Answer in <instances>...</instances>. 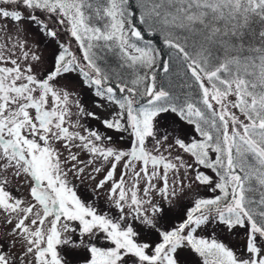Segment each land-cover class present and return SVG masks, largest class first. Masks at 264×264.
I'll use <instances>...</instances> for the list:
<instances>
[{
    "label": "snow or ice",
    "instance_id": "obj_1",
    "mask_svg": "<svg viewBox=\"0 0 264 264\" xmlns=\"http://www.w3.org/2000/svg\"><path fill=\"white\" fill-rule=\"evenodd\" d=\"M0 264H264V0H0Z\"/></svg>",
    "mask_w": 264,
    "mask_h": 264
},
{
    "label": "trees",
    "instance_id": "obj_2",
    "mask_svg": "<svg viewBox=\"0 0 264 264\" xmlns=\"http://www.w3.org/2000/svg\"><path fill=\"white\" fill-rule=\"evenodd\" d=\"M145 38H146V39H152L154 42L157 41V38H156V37L149 36V35H147V34H145ZM158 46L163 47L162 43H158ZM164 51L166 52L167 49H164Z\"/></svg>",
    "mask_w": 264,
    "mask_h": 264
}]
</instances>
